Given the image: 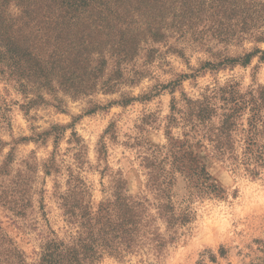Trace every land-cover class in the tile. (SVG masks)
<instances>
[{
  "label": "trees",
  "instance_id": "obj_1",
  "mask_svg": "<svg viewBox=\"0 0 264 264\" xmlns=\"http://www.w3.org/2000/svg\"><path fill=\"white\" fill-rule=\"evenodd\" d=\"M201 14L208 15L206 26L217 43H264V2L258 0H0V74L34 96L30 105L44 103L45 92H62L73 100L114 94L147 78L158 52L155 45L171 33L185 34ZM259 54L264 60V50L256 48L239 59L224 56L205 66L248 65ZM178 77L163 89L174 94L176 86L195 76ZM122 97L123 105L134 101ZM174 128H181L188 141L176 138ZM165 129L168 143L142 158L146 181L140 193L130 192L122 170L106 166L100 173L110 181L95 203L85 179L68 167L64 190L56 179L54 192L65 233L41 235L38 250L29 254L0 221V264H100L132 256L144 263L165 260L192 220L191 212L175 202L177 174L201 197L219 192L189 140L198 139L234 171L252 177L264 171V86L243 93L230 82L207 87L197 97L182 92L172 99ZM98 152L101 156L102 148ZM12 154L0 167V205L20 220L33 207L32 184L39 169L28 161L13 175ZM42 171L56 178L63 174L55 153ZM4 176L10 178L7 184Z\"/></svg>",
  "mask_w": 264,
  "mask_h": 264
},
{
  "label": "rangeland",
  "instance_id": "obj_2",
  "mask_svg": "<svg viewBox=\"0 0 264 264\" xmlns=\"http://www.w3.org/2000/svg\"><path fill=\"white\" fill-rule=\"evenodd\" d=\"M202 10L206 12L207 8ZM199 17L185 34L171 33L164 43L155 45L158 52L147 78L114 94L100 92L73 100L62 92H45L44 103L30 105L34 96L26 95L18 83L0 74V167L13 153V175L28 161L39 169L32 184L33 207L25 219L15 218L0 205V221L22 249L30 254L38 250L41 235L51 230L63 235L67 230L54 192L56 179L64 190L68 167L85 179L95 203L103 198V188L110 181L100 173L106 166L122 170L130 192L136 195L146 181L142 158L168 143L165 127L173 98L179 99L182 92L197 97L207 87L230 82L243 93L255 85L264 86V60L260 54L248 65L239 61L205 66L207 62L218 63L224 56L239 59L256 48L264 50V43H217L206 26L208 15ZM202 42L208 44L202 46ZM182 75L195 77L176 86L174 94L171 88L163 89ZM124 94L134 101L123 105ZM95 106L99 108L91 111ZM247 118L246 114L244 124ZM55 126L62 130H54ZM172 133L188 141L181 128H174ZM189 141L193 152L203 157L202 164L218 186V194L201 197L177 174L175 202L191 212L192 220L168 257L160 263H144L136 256L124 261L107 258L100 264H264V171L256 177L242 169L234 171L203 149L198 139ZM53 153L62 166L59 178L45 176L42 171ZM8 179L3 177L5 184Z\"/></svg>",
  "mask_w": 264,
  "mask_h": 264
}]
</instances>
